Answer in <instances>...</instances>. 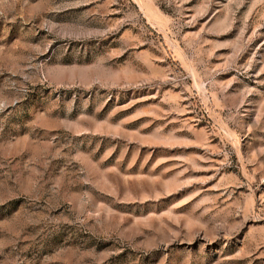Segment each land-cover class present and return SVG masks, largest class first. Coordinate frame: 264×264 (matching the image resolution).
Masks as SVG:
<instances>
[{
  "label": "rangeland",
  "instance_id": "1",
  "mask_svg": "<svg viewBox=\"0 0 264 264\" xmlns=\"http://www.w3.org/2000/svg\"><path fill=\"white\" fill-rule=\"evenodd\" d=\"M0 264H264V0H0Z\"/></svg>",
  "mask_w": 264,
  "mask_h": 264
}]
</instances>
